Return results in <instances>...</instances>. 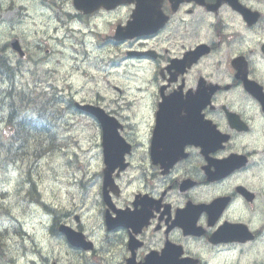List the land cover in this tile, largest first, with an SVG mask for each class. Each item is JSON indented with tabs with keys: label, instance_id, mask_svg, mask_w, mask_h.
Masks as SVG:
<instances>
[{
	"label": "flooded vegetation",
	"instance_id": "obj_1",
	"mask_svg": "<svg viewBox=\"0 0 264 264\" xmlns=\"http://www.w3.org/2000/svg\"><path fill=\"white\" fill-rule=\"evenodd\" d=\"M1 1L2 0H0V2ZM11 1L12 0H9L8 2V8L11 6ZM216 1L217 0H205V3L207 5H214ZM238 1L242 5L251 9H255L252 3L255 5L260 2V4L264 5V0ZM161 2V9L163 13L169 17V22L165 27L166 29L158 32L154 36L136 40L138 42L141 41L140 50L145 53H151L150 57L142 58L155 62V80L158 82V86L156 87L157 94L155 100L153 101L149 112V114L152 115L151 129L158 125L160 129L162 128L161 111L159 109V104L161 102L160 96L164 95L167 97L174 91H178L182 93L181 97L187 98L189 103L188 108L191 109V111L195 110L193 112L197 111V117L193 119L196 116V113L190 112L188 116H185L184 112L181 111L178 115H175L170 119L169 128L175 129V127H173L175 123L183 124V122L187 120L191 129H196L199 132L202 140H210V124L212 123L215 129L219 133L228 136L230 141L228 140L226 144H221L219 147L217 143L212 142L210 145V151L203 153L199 145V138L191 137L189 139H183L182 142H189V145H186L185 147L187 157L184 161L173 167L172 170L165 173L168 167L161 166L163 151V144L161 142L157 144V164L154 165L150 162V130L149 137L144 145V158H140L139 163L142 161L144 162L146 168L148 169V177L150 178V181L154 180V184L150 185V181L148 182L143 174L145 171L143 170L142 172L139 169L137 180L140 182V190L132 195L128 205L133 208L132 204L135 196L139 200L141 195L143 196L144 194H148V197L153 199L160 198L161 204L157 213H154L155 218L148 222L146 228L141 229L139 234L131 235L127 229L115 231V233H123L119 238L121 243H124V248L126 250L125 261L132 256V253L135 261L137 262L143 261L149 254L160 256L162 253H172V247L175 245L183 246L185 255L193 257L194 254L189 253L187 247L200 246L205 242H208V237L213 229L206 230V235L203 237L194 238L189 236L184 237L180 229L168 228L170 221L167 220L173 219L174 211L178 206L174 204L172 194L168 196V193L173 188H176L178 194L186 195L183 203L181 204L182 207L185 206L186 202L199 204L200 199L197 198V202H195L194 195H190V193L202 188L205 190V187L215 186L220 183V181H209V174L214 171L210 164H213L214 161H220L232 157L233 153L231 145L235 146V142L240 135H250L252 133L253 120L249 117L247 118V114H249L253 109H258L262 116L261 119H264V113L260 106H258L259 101L245 90L243 83V79H246L259 85L264 94V55L261 51L262 46H264V14H261L260 20L255 25L249 26L242 22L241 18L226 5H221V8L217 13H207L208 16L214 18L213 22L208 25L207 31L215 34L220 28L222 33L220 34L222 37L219 40L220 42L216 44H205L209 48L208 54L202 56L197 63L190 66L179 65L175 69L172 67L170 60L179 59L178 57L180 56L176 57L174 55H169L168 48L159 49V37L171 25L179 24L185 28L189 27L190 30H193V27L186 23L183 20V17H191L195 11L203 9H200L193 4H184L181 6L179 11H173L168 0H161ZM223 10L225 11V17L227 18L230 26L236 29L242 36L240 34H231L230 31H227L225 25L222 26L223 21L219 14ZM130 13L131 9L127 10L125 22L128 21L127 19L130 17ZM113 31L114 29L112 30V34ZM242 42L246 44V47L243 49ZM248 42L252 45H249ZM213 56L216 57L217 62L204 63V61ZM235 59H242V63H235ZM201 81L203 83V90L202 94L198 95V84ZM194 99H197V103L195 105L192 103ZM109 114L117 115L116 109L111 108L109 110ZM228 115H234L237 118L232 119V122H230ZM240 123L242 124L243 129L245 124L248 126L247 132L241 134L232 127L239 126ZM126 126V123H124V127ZM166 145L168 147L172 146L171 139H167ZM134 149L135 145H133L131 156H134ZM130 161L129 157L127 159L128 166L126 170L120 174V176L130 170ZM234 173L229 176L231 177ZM243 180L245 181L244 183H240V187L246 188L247 184H252L254 180H258V176H256V174L251 175L249 173V175H245V177L242 178V181ZM115 184L119 189L118 198L122 195L124 186L121 184L120 178H115ZM190 184L191 187L188 188ZM154 187L158 188L156 193H154ZM236 188L235 193L241 197V194H239L240 192H238ZM111 197L113 198V204L109 209V215L112 217L114 215L113 210H117V208L115 203L116 197L113 195H111ZM221 197H226L232 203V195L220 196L219 198ZM178 199L179 198L176 197L174 198V201ZM254 202L255 201H252L251 203ZM206 221L207 216L203 215L199 223L203 225V223L206 224ZM132 236L135 237L134 239L137 241L135 242L137 247L133 252L129 247V240Z\"/></svg>",
	"mask_w": 264,
	"mask_h": 264
},
{
	"label": "rangeland",
	"instance_id": "obj_2",
	"mask_svg": "<svg viewBox=\"0 0 264 264\" xmlns=\"http://www.w3.org/2000/svg\"><path fill=\"white\" fill-rule=\"evenodd\" d=\"M119 18L120 15H116L112 18V20H116ZM105 20L106 18H97L92 21V24H97L96 28L99 29V32H107L109 29L105 25ZM11 23V25L13 26L12 32L20 36L23 42H26L28 47H31L32 50L34 49L33 51H30V55L32 57H35L38 61L37 63H35L34 61H30L29 59V63H23L24 66L28 65V70L21 79L24 85L28 83L29 86H32L35 80L38 81L39 79H42L44 81V86L54 84L61 90L65 97L76 95V98H83L86 100H89L97 92L99 95H104L105 99L103 103L105 105L113 107L112 105H110V102L119 94H117V92H115L111 88H106V90L104 88V81L108 78V71H105V69L96 70L93 67L95 49L91 42L94 40V37H98L100 44H102V38L104 37V34L103 36L92 34L93 36L84 39L85 44L82 46L77 44V39H62V37H60L59 43L53 44L48 39H44L45 36L42 38V41L41 39H38V37H41V33L34 31L30 25L27 26L26 24H24L22 19L19 18L18 15H14ZM43 23L45 24L46 20ZM27 28L31 31V34L28 36V38H25L22 35V32H27ZM62 32L63 30L59 31L58 34ZM9 33L10 31H3L1 33L0 30V37H9ZM5 39L6 38H0V40H2L0 43H2ZM198 39L199 37L195 36L194 42ZM35 42L41 44L40 50L38 48L35 49ZM72 43H74V46L72 45ZM101 49L104 52L116 51L119 57H122L124 56L126 45H106L105 47L102 46ZM84 50L88 51V57L85 56ZM76 53L79 61L74 60L73 58ZM134 53H138V51ZM77 63H79L83 70L92 72L93 78H84L81 72H76ZM133 64L135 66V69L132 70V75L125 76V68L130 65L132 66ZM146 69L147 67L136 64L133 60H130V62H122L121 65L117 68V72L115 73V76L113 77L111 82L112 84H116L117 86L125 89L127 94L137 97L136 101L134 102V106L132 107L134 113L130 111L126 113L125 111V113L129 115L132 122V127L129 126V128L134 129L138 127L139 129V132L136 133V136L130 135V131H127L126 135L132 141L137 142L145 141V134L149 129L150 121L149 114H147L145 110L151 107L155 96L154 88L150 87L148 84L149 78L143 73V71L150 72ZM136 86L138 88H142L143 90L148 89V91H145L144 93H137L135 92L137 89ZM4 87H6V84L0 78V88ZM137 114H140L142 118ZM67 120H69V124L67 126V135L72 136V138L69 140L73 145V149L78 152L82 148H84L83 150H88V158L84 157L83 154H80V165L84 168L81 169L80 165L73 167L72 164L66 163L65 160L62 161L61 154L56 153H51L50 155L46 154L35 160L20 161L19 164H13L12 166L7 165L8 167L0 166V206L9 208L12 214H16L17 211L21 212L22 205H15L16 199L12 192L15 188V181H17L21 177H26L28 175L35 181H37L39 186H41L43 193L47 194V196L45 197L46 199H49L51 202H59V204H61L62 206H70L73 201L80 202L85 200L87 197L98 196L96 185H92L88 189L87 193H84L80 186H76L75 188L68 190V193L63 194L62 188H67V184L69 181L72 180L79 182L81 178L85 179L89 177L93 173V171H99L102 167L97 158L98 148L96 144H98L99 141V134L97 128H95V124L85 117L71 116L70 114H68ZM258 126L259 127L257 128V131H260L263 126ZM58 127H60L59 124ZM1 128L3 130L9 129L6 122L1 125ZM9 134V130L6 134H4L3 132L0 135V138L4 140L9 136ZM61 146L67 147L68 143L66 141H62ZM70 160H72V156H70ZM86 165L87 168H89L88 170L85 169ZM2 191H7V193L2 196ZM198 196L203 197L202 195ZM176 203H183V199L176 200ZM252 224L258 225L256 220H253ZM36 229L40 230L39 238L46 250L48 251L49 249H51V247H55L61 252L65 262L70 261L72 264H93L95 262L93 256L85 259L79 257L78 255L69 253L60 242H55V245L51 244L48 235L43 231L41 225H36L34 227L33 230L37 233ZM193 247V251L195 253H198L199 251L203 254H215L214 252L204 250V248L199 246ZM258 249L259 252L252 254L251 257H249L248 251L241 252L243 261H240L239 263L246 264V261L248 260L260 259L263 262L261 264H264L263 240L261 241V243H258ZM103 257L104 262H106L107 264H117V261L119 260L118 246L116 245L110 251H107V253H105ZM211 260L214 262V264L221 261L220 257ZM232 260L234 262L235 257H233Z\"/></svg>",
	"mask_w": 264,
	"mask_h": 264
},
{
	"label": "trees",
	"instance_id": "obj_3",
	"mask_svg": "<svg viewBox=\"0 0 264 264\" xmlns=\"http://www.w3.org/2000/svg\"><path fill=\"white\" fill-rule=\"evenodd\" d=\"M6 69L1 64L0 75L11 81L12 74ZM22 103L7 96H0V109L7 110L9 123L13 124V118L18 122L9 141L0 144V151L6 156L7 162H15L27 155L43 154V146L48 144L54 135V128L50 125L43 126L33 114V110L23 107Z\"/></svg>",
	"mask_w": 264,
	"mask_h": 264
},
{
	"label": "water",
	"instance_id": "obj_4",
	"mask_svg": "<svg viewBox=\"0 0 264 264\" xmlns=\"http://www.w3.org/2000/svg\"><path fill=\"white\" fill-rule=\"evenodd\" d=\"M88 110V108H86ZM91 113H93L98 120L100 121L102 127H103V141H116L114 134L112 131L108 130V125H107V120L108 118H105L104 116L101 115V113L95 111V110H90ZM186 227L189 228L188 224L186 223Z\"/></svg>",
	"mask_w": 264,
	"mask_h": 264
}]
</instances>
